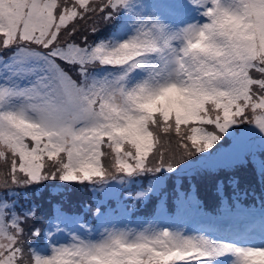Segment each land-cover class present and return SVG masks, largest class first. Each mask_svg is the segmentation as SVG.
I'll return each instance as SVG.
<instances>
[{"label": "snow or ice", "instance_id": "1", "mask_svg": "<svg viewBox=\"0 0 264 264\" xmlns=\"http://www.w3.org/2000/svg\"><path fill=\"white\" fill-rule=\"evenodd\" d=\"M249 165L264 183V0H0V264H264V198L243 204L229 175ZM204 173L213 212L177 187L141 225L101 203L98 228L61 204L42 216L17 191L150 175L129 193L147 203ZM191 212L222 230H189Z\"/></svg>", "mask_w": 264, "mask_h": 264}, {"label": "trees", "instance_id": "2", "mask_svg": "<svg viewBox=\"0 0 264 264\" xmlns=\"http://www.w3.org/2000/svg\"><path fill=\"white\" fill-rule=\"evenodd\" d=\"M146 1V0H145ZM151 2H156L159 3V0H149V3ZM104 28V27H103ZM90 39H93V37H90ZM231 144V139L229 140ZM247 170V169H246ZM162 175H167V174H162ZM224 174H221L223 176ZM229 175H235V176H242L243 173L241 172H234ZM247 177L256 179L255 176H257V172L253 167L248 166L247 170ZM148 176V177H147ZM142 179V180H141ZM152 179L150 175H146L143 177H139L137 179L136 183H133L131 185H124L120 186L117 184H113L112 188L110 191L105 192V191H93L91 186L87 183L84 185H80L74 182L68 183V182H51V183H46L43 182L41 184L35 185L37 187L34 188H20L17 191L19 192V200L23 201L27 205L28 202H35L40 206V211L42 216L50 217L53 215V206L57 204L63 205V207H66V212L70 214L72 212L74 214H78L79 216H82L84 218V221L87 222L89 225H92L94 228L99 227V221L95 218L94 212H95V207L97 205V202L101 200L102 203H105L106 206L110 205L111 200L115 199V197H111L109 192L114 193L115 187H120L119 191L123 189L125 186L128 187L129 189H132L130 193H135L141 188L139 187V180L144 181L145 187L148 185V181ZM218 176L215 174L211 173V176L206 180L201 177L200 174L197 175H184L179 177L178 179V174H173L168 177L167 184L166 186L159 192L158 195H152L148 199L147 203L149 205L142 211H138L142 206H145L147 203L144 202H136L134 199L130 197V200L133 203V208H134V213L136 216H143L146 219H152L155 215H157V202L160 200L161 197H167L168 201L174 200L176 196V191L175 189L177 187H180L182 191H188L190 186L195 187V191L199 196L202 197L203 201H207L208 198V205L204 204L206 209L210 212H213L216 207H214L216 204L215 203L219 197L217 195V189H216V182H217ZM46 188L45 191L42 190L43 194L38 195L35 191ZM231 187L227 185V181L225 182V194L228 195L229 198H231V194H228L227 192L229 191ZM70 189L71 191H79V196H74L71 193H69ZM239 189L241 191H248V192H253L251 187L245 186L244 184H239ZM47 192V193H45ZM200 192H203L204 195L199 194ZM26 193H32L34 195H37L35 197H30L28 198L25 194ZM51 194V195H50ZM208 196V197H207ZM215 199V200H212ZM248 200H242L241 202L245 205L249 204H255L257 207L260 204L261 196L260 194L255 191V199H253L252 196L249 197ZM85 201V202H83ZM77 202V203H76ZM219 204V200H218ZM85 205L88 207L85 208ZM78 206L82 207V211L78 212L75 210H78ZM70 211V212H69ZM105 211L108 214V211L105 209ZM109 215V214H108ZM200 218L202 216L199 215ZM63 236H66V234H63ZM43 243V240L41 241Z\"/></svg>", "mask_w": 264, "mask_h": 264}, {"label": "rangeland", "instance_id": "3", "mask_svg": "<svg viewBox=\"0 0 264 264\" xmlns=\"http://www.w3.org/2000/svg\"><path fill=\"white\" fill-rule=\"evenodd\" d=\"M155 1H157V0H155ZM145 2L148 3V4L156 3V2L149 3V0H146ZM159 2H160V0H159ZM97 27L103 28V27H105V25L101 22V23L97 24ZM229 140H230V138L225 137V140L221 142V143H223L224 147H228V145L230 144ZM249 167H252V166L249 165ZM246 169L248 170V167H246V168L242 167V168H238V169L235 170L236 172L243 173L242 176H239L240 184H244L245 186L251 187L252 190L254 191V193H255V191H257V193L260 194L261 198H264V183L261 182V179H260L259 175L255 176L256 179L247 177V175H246L247 174V170ZM200 175H201L202 178L207 180L211 176V173H204V174H200ZM141 180H139V187L140 188H144L146 185H145L144 181H141ZM51 182H60V181H47L46 183H51ZM68 183H71V182H68ZM34 187H37V186L34 185V186L28 187V188L32 189ZM119 189H120V187H115L114 193L109 192L111 197H115V199L111 200L109 206H106L105 203L101 202V200L99 202H97V204L101 203L103 205L104 209H106L108 211L109 218L115 223L123 224V223L131 222V223H134V224H137V225H141V224L146 223L148 221V219L144 218L143 216H136L135 213L133 212L134 210L130 211V213H125V209L126 208L127 209H133V203L130 200V196H129V193H130V191L133 190V188L129 189L128 187L125 186L120 191H119ZM42 190L45 191L46 188L42 187V189L36 190L35 192L38 195H40V194H43ZM71 190L72 189H70L69 193H71L74 196H79V191L78 190H76V191H71ZM228 192L232 194V192H233L232 188H230ZM45 193H47V192H45ZM199 194L204 195L203 192H200ZM25 195L28 198L37 196V195H34L32 193H26ZM198 197L204 204L208 205V203H209L208 202V198H207V201L206 200L203 201L201 196L198 195ZM249 197H250V195L248 196L247 199H249ZM212 200H215V199H212ZM83 202H85V201H83ZM159 202H160V200L157 202V208H158ZM20 203L22 205L25 204L23 201H20ZM29 203L30 202H28V204ZM148 205H149V203H147L145 206L140 207L137 210L138 211H142ZM63 208H64V210H66V207H63ZM75 211L81 212L82 211V207L78 206V210H75ZM70 214H73V213L70 212ZM157 215H158V213H157ZM199 219H200L199 215H197L194 212H191L189 214H186L182 218V223L185 224L189 230H198V229H201V228H209V227L213 228L209 224H204V225H201V227H199L197 229L198 226H196L195 223L199 222L198 221ZM62 227H63V225H62ZM216 230H218V231L222 230V226H220V228L216 229ZM58 238L59 239H67L68 237H67V235L66 236L62 235V236H60Z\"/></svg>", "mask_w": 264, "mask_h": 264}]
</instances>
